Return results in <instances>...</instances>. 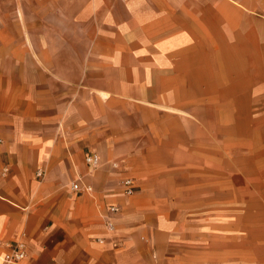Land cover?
Instances as JSON below:
<instances>
[{
    "label": "crops",
    "instance_id": "crops-1",
    "mask_svg": "<svg viewBox=\"0 0 264 264\" xmlns=\"http://www.w3.org/2000/svg\"><path fill=\"white\" fill-rule=\"evenodd\" d=\"M13 47L0 240L25 243L21 264H254L253 220L233 214L253 187L228 183L217 117L264 113V0H0Z\"/></svg>",
    "mask_w": 264,
    "mask_h": 264
},
{
    "label": "rangeland",
    "instance_id": "rangeland-1",
    "mask_svg": "<svg viewBox=\"0 0 264 264\" xmlns=\"http://www.w3.org/2000/svg\"><path fill=\"white\" fill-rule=\"evenodd\" d=\"M32 35L39 43L54 37L52 33H32ZM1 38L21 39L17 31L3 32ZM2 54L21 55L22 48H2L0 55ZM41 55L49 54L45 51ZM243 98L245 99L241 96L236 98L238 100L236 107H242ZM226 107L228 108V106L223 108ZM217 119H221L223 125L221 134L222 167L232 170L231 181L228 183L233 184L234 189L239 192L244 190L245 186L248 187V190L253 187V214L249 208H237L233 214L238 219V227L241 226L240 222L246 218L248 222L253 220L254 238L248 240L247 245L249 249L253 250L254 264L262 262L264 264V113L261 111L251 113L243 110H223ZM230 124L233 126L230 127ZM232 140H238V143H231ZM249 196L250 194H248V198Z\"/></svg>",
    "mask_w": 264,
    "mask_h": 264
},
{
    "label": "built area",
    "instance_id": "built-area-1",
    "mask_svg": "<svg viewBox=\"0 0 264 264\" xmlns=\"http://www.w3.org/2000/svg\"><path fill=\"white\" fill-rule=\"evenodd\" d=\"M85 163L88 167L93 168L98 165L99 163V157L94 152H86L84 157ZM116 165V163H114ZM36 174L38 176H41L43 172L41 170H37ZM133 178L127 177L122 180L121 184L123 187V191L127 195H132L134 193V182ZM73 188H78V185L76 183L73 184ZM86 190H90V187H85ZM110 211H116L117 207L110 206ZM109 228H112V225L108 224ZM26 248L25 243L22 241H2L0 240V261H2L4 264H21L22 261L26 258Z\"/></svg>",
    "mask_w": 264,
    "mask_h": 264
}]
</instances>
